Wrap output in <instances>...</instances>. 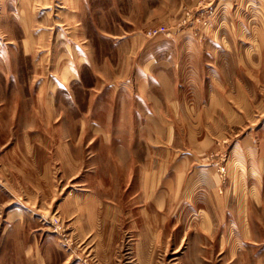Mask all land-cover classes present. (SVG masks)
I'll use <instances>...</instances> for the list:
<instances>
[{"label": "rangeland", "instance_id": "rangeland-1", "mask_svg": "<svg viewBox=\"0 0 264 264\" xmlns=\"http://www.w3.org/2000/svg\"><path fill=\"white\" fill-rule=\"evenodd\" d=\"M15 2L30 5L0 20V264H235L217 240L157 238L130 204L149 151L127 88L140 57H169L178 39H244L264 26V0H82L77 12L73 0ZM67 67L80 80L62 79ZM228 161L214 162L223 184ZM75 198L99 199V214ZM261 239L238 264H264Z\"/></svg>", "mask_w": 264, "mask_h": 264}, {"label": "crops", "instance_id": "crops-1", "mask_svg": "<svg viewBox=\"0 0 264 264\" xmlns=\"http://www.w3.org/2000/svg\"><path fill=\"white\" fill-rule=\"evenodd\" d=\"M6 1L0 20H13L18 3ZM81 1L69 7L77 12ZM29 5L20 3L19 13ZM71 26L65 30L72 36L80 27ZM244 29V39H178L169 57H140L127 88L131 111L140 113L135 128L149 151L141 164L140 200L130 204L143 223L156 225L157 238L166 232L188 239V248L192 239L217 240L235 264L244 243L252 241L254 249V241L264 239V26ZM24 46H33L31 36ZM74 70L66 69L61 78L80 80ZM224 151L229 154L225 184L214 166ZM212 153L218 156L212 159ZM72 203L94 209L92 220L102 204L76 198ZM86 217L90 232L95 220Z\"/></svg>", "mask_w": 264, "mask_h": 264}, {"label": "built area", "instance_id": "built-area-1", "mask_svg": "<svg viewBox=\"0 0 264 264\" xmlns=\"http://www.w3.org/2000/svg\"><path fill=\"white\" fill-rule=\"evenodd\" d=\"M162 31V28L158 27L156 29H151L149 31V35L153 36V35H156L157 33L161 32Z\"/></svg>", "mask_w": 264, "mask_h": 264}]
</instances>
